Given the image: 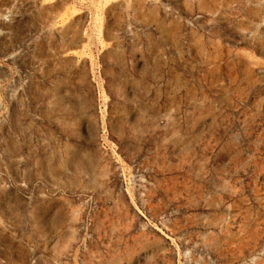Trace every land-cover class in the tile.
<instances>
[{
  "label": "rangeland",
  "instance_id": "374dc122",
  "mask_svg": "<svg viewBox=\"0 0 264 264\" xmlns=\"http://www.w3.org/2000/svg\"><path fill=\"white\" fill-rule=\"evenodd\" d=\"M0 264H264V0H0Z\"/></svg>",
  "mask_w": 264,
  "mask_h": 264
}]
</instances>
